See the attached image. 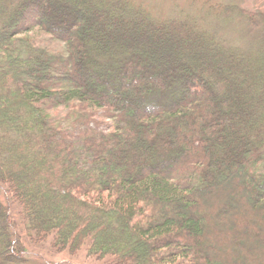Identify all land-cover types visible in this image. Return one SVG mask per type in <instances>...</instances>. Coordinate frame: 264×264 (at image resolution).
I'll return each mask as SVG.
<instances>
[{"label":"trees","instance_id":"trees-1","mask_svg":"<svg viewBox=\"0 0 264 264\" xmlns=\"http://www.w3.org/2000/svg\"><path fill=\"white\" fill-rule=\"evenodd\" d=\"M191 21L0 0V264L24 263V240L106 264H232L247 245L233 264L260 262L256 225L242 246L224 222L244 203L264 221V35L243 48Z\"/></svg>","mask_w":264,"mask_h":264},{"label":"rangeland","instance_id":"rangeland-1","mask_svg":"<svg viewBox=\"0 0 264 264\" xmlns=\"http://www.w3.org/2000/svg\"><path fill=\"white\" fill-rule=\"evenodd\" d=\"M138 5H142L148 13L154 18L160 20L167 19H180L189 18L190 21L199 23V25L208 30L212 35L219 40L228 41L235 46L243 48H257L263 41L264 31V0H134ZM258 14H261L258 16ZM248 17V18H247ZM263 17V18H262ZM252 19V21H250ZM191 21V22H192ZM43 39H46L43 37ZM49 43L44 40V44ZM106 122V121H105ZM234 185L223 189V194L226 196V202L230 200L233 195L236 200L244 201L239 193L236 192L238 186ZM246 205V206H244ZM243 205V210L238 214L237 220L224 222V231L228 235L234 233V240L230 239L233 243L238 239L239 245L247 244L249 239L244 238L243 228L241 225L247 221H251L256 227L264 234V221L263 226L260 225L262 220L259 215L253 213L249 204ZM220 208V207H219ZM216 209V208H215ZM211 210V209H210ZM247 210V211H246ZM231 214V213H229ZM229 218V217H228ZM18 219V215L15 216ZM228 222V223H227ZM23 230V226L21 228ZM242 234L240 233V230ZM258 241L260 238L257 236ZM244 239V241H243ZM27 248L24 263L17 264H106L104 259L89 257L87 249L84 247L76 254H69L66 251H53L49 243L40 245H32L29 240H24ZM246 248V246H244ZM244 250V249H243ZM246 254L237 249L235 254L232 255L233 261L246 256L253 257L254 252L247 245L245 249ZM258 264H264V256L260 259Z\"/></svg>","mask_w":264,"mask_h":264}]
</instances>
